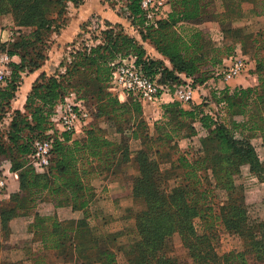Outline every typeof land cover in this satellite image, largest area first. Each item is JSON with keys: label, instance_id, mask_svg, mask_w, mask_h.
<instances>
[{"label": "trees", "instance_id": "1", "mask_svg": "<svg viewBox=\"0 0 264 264\" xmlns=\"http://www.w3.org/2000/svg\"><path fill=\"white\" fill-rule=\"evenodd\" d=\"M215 1L168 0L171 10L167 17L145 24L140 0H127L129 18L138 34L131 35L121 23L106 19L101 42L73 51L65 72L39 74L24 110H13L7 131L0 132V165L2 158L7 159L19 180V191L11 194L8 206L0 212L3 230L11 218L32 214L34 239L40 244L37 255L53 253L64 262L73 255L74 264H179L177 257L165 250L167 238L175 235L189 249L191 264H248L247 252L264 264V219L249 215L244 186L237 183L244 165L264 182V162L250 142L255 132L264 137V33L239 32L242 55L255 61L259 85L216 87L215 69L235 48L227 43L218 45L190 23L219 19ZM83 2L0 0V15L11 13L17 26L30 28L4 44V51L20 61L9 63L0 83V123L24 74L39 70L47 60L44 46L51 33L66 24L69 4L78 7ZM255 10L264 13V0H255ZM146 44L162 57L149 55ZM125 56H133L135 64L153 78L160 73L161 82L171 87L190 79L193 87L208 86L210 90L205 102L163 104V120L155 123L156 141H144L143 149L133 156L123 139L107 134L96 123L103 117L116 126L125 115L142 113L138 99L129 95L122 102L108 90L113 63ZM88 92L95 100L94 121L80 137L68 131L52 135L57 104L71 93L88 99ZM209 103L217 109L208 111ZM195 121L207 131L198 150L203 157L191 160L180 155L177 163L172 160L161 169V162L170 154L155 146L157 141L165 145L174 138H190L197 134L192 125ZM186 126L188 132L183 131ZM43 138L52 139L53 148L49 165L39 172L32 164V155L35 140ZM121 162H133L135 173L127 174V180L132 195L144 206L135 215L140 238L124 251V262L119 261L115 249L101 248L111 236L99 235L91 228L93 214L102 210L96 176L112 171ZM209 171L214 183L208 178ZM220 225L240 237L242 250L218 253ZM0 264L14 263L0 260Z\"/></svg>", "mask_w": 264, "mask_h": 264}, {"label": "rangeland", "instance_id": "2", "mask_svg": "<svg viewBox=\"0 0 264 264\" xmlns=\"http://www.w3.org/2000/svg\"><path fill=\"white\" fill-rule=\"evenodd\" d=\"M154 1L156 5H158V9H156V7L153 9L154 12L156 14L163 12L166 15H159V17H167L169 11L171 10L168 0ZM65 17L66 24L63 25L60 30H58V32L56 31L51 33L49 40L46 43V46H44L45 53L47 55V60L44 62V64L39 70L45 71L49 75L65 72V63L70 62L71 53L73 51L81 49L84 45H96L100 43L103 38L102 30L106 28V19L114 24L121 23L125 31L131 35L138 34L136 32V25H133L132 19L129 18L127 0H84V2L78 7L70 3ZM157 21L158 17L156 15L153 23H156ZM209 21H214V19H211ZM190 23L200 29V23H197L195 21ZM9 28H11L10 30L14 32L13 34L8 33ZM29 30V27L17 26L11 13L0 15V70L2 69L5 71V73H7L10 68L9 63L11 61H15L14 59H17V56L10 57L8 55L9 59L7 61L2 60L5 54H7L4 51V44L10 42L15 37H17L20 31L26 32ZM5 31L6 33H4ZM209 31L211 33H214L213 29H210ZM146 46L149 55H152L155 58L162 57L156 49L152 48L151 46H148V44H146ZM234 54H242L241 48L235 50ZM246 59L247 70L248 65L250 64V57H246ZM19 61L20 58L18 62ZM134 61L135 58L133 56H125L114 62V68L112 72L113 76L114 72L117 71L118 68H120L121 66H131V64L134 63V66H136L137 69L141 70L145 76L150 78L155 83V85L159 87L161 98L159 99V101L156 102H149L145 99H142L140 93L135 91H126L124 88V84L120 82V79L117 78L118 80L114 81L112 76L110 84L108 86V90L111 91V93H113L114 95H116L122 102H125L129 95L138 99L142 106V113L141 115L127 114L121 120L120 125L116 126L115 123L113 125V122H107L103 117H100L99 120H96V123L101 125L105 129L107 134L113 135L116 138L118 137L119 139H123L128 151L132 153V156L135 155V152L139 149H143L142 147L145 144L144 141H156L157 133L155 130V123L157 121L163 120V109L162 116L160 115V118L156 120L155 117L157 115L153 113L152 107H162L163 104L172 102L171 98L167 93V86H170V84L161 82V74L158 73L155 78H153L147 75L142 66L136 65ZM215 79L218 83H222V85L227 84V82L221 80L220 78L216 77ZM186 80L189 82L185 83L184 85L191 83L190 79ZM161 86L163 88H161ZM210 87H212V84H210ZM193 89L194 94L193 99L191 101L192 103H201L205 102V99H208L209 96L205 94H199L202 92L200 86L193 87ZM88 95L90 97H88V99H81L77 97V99L72 98L66 100L65 98L63 101L57 104L59 106L56 107L55 115L58 114V108L64 105V103L66 102L78 104L76 108H81L82 111H86L87 113L86 120L82 121H87L85 128L88 127L89 121H94L93 117L96 113V108L94 107L95 100L92 98L91 92H88ZM14 100L11 103L10 109H8V112L5 114V117L0 123L1 133L7 131L8 126L14 115L13 110L18 109L15 107L16 104L14 103ZM209 105L210 106L208 108V111H210V109H213L211 111H215V109H217L213 103H209ZM55 115L54 118H57L55 117ZM239 120L242 121V118H239ZM54 122V130H51L50 133L52 135H55L54 133L63 132L64 130L62 129V125L57 120H54ZM187 123L189 124L191 123V121H187ZM192 125L197 129V134L191 135L188 141L189 148H184L185 150L180 147L181 145L179 142L181 138H174L172 141L167 142L165 145L161 144V141H157L155 146H157L158 148H162L163 150H167V152L170 154L169 158L161 162V169L165 170L167 164L169 166V162L172 160H175V162L177 163V158L180 155H187L191 160H195L198 158L201 159L203 157V153H199L198 150L202 147L200 139L207 135V131L201 127L198 121L193 122ZM187 129L189 128L186 126L184 127L183 131L188 132ZM77 133L78 132L74 134H76V136L78 137ZM255 133L258 134L259 132ZM259 137L262 139H259ZM250 142L254 146L260 161L264 162L263 135H253L250 138ZM10 166L11 164L7 159H1L0 180L5 181V187L3 191L0 192V212L3 208L8 206L11 194L17 193L19 191V187L14 188V184L12 183L13 178L10 174H8ZM166 173V178L170 177L168 176L169 171H167ZM201 175L205 174L203 173ZM209 175L210 176H208V178L212 181V183H214L210 171ZM13 176L16 177V183L18 182L19 184L18 176ZM203 182L204 184H207L208 180L205 178ZM162 183H164V181H162ZM237 183H241L244 186L245 197L246 191L249 190L251 187H255V191L251 193H254L256 195L251 196V194L249 193V204L246 205L248 206L249 215L253 219H264V212H262L264 209V201L260 198L261 195L258 193L260 191L256 189L257 184L264 182L261 181L258 176L250 170L249 165H244L241 167V174L237 177ZM163 186L165 189H169L168 184L167 187L165 183L163 184ZM135 202L136 203H134L133 206L131 205L128 207V209H126V219L118 223L119 226H124L125 228L121 232L119 231V243L114 245V249L117 251L118 259L120 262H124V251H126L129 245H131L129 244L131 240L134 243L140 238L139 232L135 226V217L134 221H131V217L134 215L133 210L141 207V204H139L137 201ZM32 221V214L27 216L13 217L9 220L8 228L5 231L3 230V225L0 218V243L2 244V249L0 250V260L3 263L11 262L14 264H74L73 255H70L67 258L66 262L58 258L53 253H49L47 255H37V248L39 246V242L34 239V233L31 226ZM195 223L197 230L200 231L201 226L199 219H196ZM99 226L100 225L92 224L91 228H93L95 232H98L99 230L97 228ZM218 231L219 241L216 249L218 250V253L220 255L230 252L232 250H242V241L236 233L226 230L222 225L218 226ZM165 250L171 252L172 255H175L179 264L193 263V258L190 255L189 249L185 247V245L182 243L181 238L178 235L167 238L165 243ZM246 259L248 261V264H263L262 261L257 259L255 254L250 252H247Z\"/></svg>", "mask_w": 264, "mask_h": 264}, {"label": "crops", "instance_id": "3", "mask_svg": "<svg viewBox=\"0 0 264 264\" xmlns=\"http://www.w3.org/2000/svg\"><path fill=\"white\" fill-rule=\"evenodd\" d=\"M216 7L219 11V19L214 21H203L200 23L199 27L208 35L209 39L213 42L221 45L223 43L232 44L235 50L241 48V40H239V35L241 32H256L260 31L264 33V13L258 14L255 10V0H216ZM207 9V7H206ZM229 9L227 16H223L226 11ZM205 15V13L203 14ZM228 18L225 20V18ZM9 28L8 33L13 34L14 32ZM213 29L214 33H211L209 30ZM241 31V32H240ZM240 32V33H239ZM6 33V31L4 32ZM10 39V36H9ZM242 51V50H241ZM229 57V56H228ZM228 57L223 58V64H227ZM249 57V56H246ZM18 62L19 57L14 59ZM250 60V64L248 65L247 70L243 71L239 76L227 82V84L222 85V83H215L216 87L223 88L224 86H230L231 88L242 86H256L259 85V76L255 73L256 63L254 60ZM42 70H38L29 74L24 75V81L21 84L20 90L17 92V96L14 100L16 104L15 107L21 110H24V105L26 103L27 95L32 88L33 83L39 76ZM202 92L199 94H205L208 96L210 94L209 88L206 86H200ZM73 97L69 98L72 99ZM186 105V104H185ZM59 106V105H57ZM188 105H186L187 107ZM153 113L157 115L155 117L156 120L162 116V107L154 106ZM241 117H238V119ZM87 121H81L77 124L78 137H80L85 130V126ZM90 124V121H89ZM256 134V136H258ZM77 137L76 134L73 135ZM259 139H262L259 137ZM189 138H181L180 147L189 148L188 144ZM135 170L133 168V162L125 163H117L114 166L112 171L97 174V179H95L94 184L97 186L98 195L101 196V207L102 210L97 212V214H93L92 224L100 225L97 229L99 230L97 234L99 235H109L111 238L109 240L104 241V247L101 248H110L114 249V245L119 243V231L121 232L124 226H119L118 223L126 219L125 214L126 209L129 206H133L135 201L141 204V207L133 210L134 215L131 217V221H134L135 215L144 208L143 203L140 199L134 198L131 193V189L129 187V183L127 180V174H134ZM8 174H10L13 178L14 188L19 187L18 182L16 183L17 173H13L9 170ZM260 192H258L261 196L260 198L264 201V183L257 184V188ZM255 191V187H251L246 191V204H249V193L251 196H255L256 194L251 193ZM264 212V209L263 211ZM79 216V214H78ZM97 222V223H96ZM100 222V223H99ZM93 229V228H92ZM94 230V229H93ZM125 232V231H124ZM125 234V233H124ZM132 240L129 244H132ZM37 249H40V244Z\"/></svg>", "mask_w": 264, "mask_h": 264}, {"label": "built area", "instance_id": "4", "mask_svg": "<svg viewBox=\"0 0 264 264\" xmlns=\"http://www.w3.org/2000/svg\"><path fill=\"white\" fill-rule=\"evenodd\" d=\"M141 8L145 17V24H153L154 18L157 15H166L163 12L156 14L154 8L158 9L154 0H140ZM160 4V3H159ZM9 59L8 54H5L2 60L7 61ZM228 63L220 65L215 69L214 77L220 78L225 82L239 76L247 67V59L242 54H234L228 57ZM135 62V61H134ZM114 64V63H113ZM5 71L0 70V83H3L5 80ZM119 78L120 82L124 84L126 91H135L140 93L142 99H145L149 102L159 101L161 98L160 89L155 85V83L145 76L143 72L134 66V63L131 66H121L117 71L114 72L113 79L117 81ZM161 88H163L161 86ZM168 95L171 98V101L179 100L181 102H189L193 99L194 89L190 83L187 85L179 84L174 85L172 88L167 86ZM70 97L75 99L76 95L71 93L70 96L66 97L68 100ZM78 104L66 102L64 105L58 108V114L55 115L53 120H57L61 125L64 131L76 133L77 124L82 120H86L87 113L82 111L81 108L77 109ZM84 118V119H83ZM53 148V141L49 138L37 139L34 142V153L32 155V164L37 171L43 172L50 163L51 151ZM5 187V181L0 180V192L3 191Z\"/></svg>", "mask_w": 264, "mask_h": 264}]
</instances>
